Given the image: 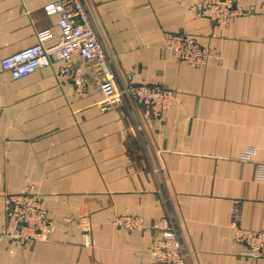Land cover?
Masks as SVG:
<instances>
[{"label": "crops", "instance_id": "0c3cea01", "mask_svg": "<svg viewBox=\"0 0 264 264\" xmlns=\"http://www.w3.org/2000/svg\"><path fill=\"white\" fill-rule=\"evenodd\" d=\"M204 1L84 0L118 74L173 90L160 118L142 108L132 116L102 111L100 71L78 55L70 66L86 79L82 93L59 83L61 62L19 80L0 73V234L7 196L26 186L36 188L53 224L45 241L2 238L0 264H156L155 232L114 223L126 215L146 227L172 218L188 264H264L244 255L230 227L242 200V226L264 230L263 3L232 0L249 13L215 36L213 22L198 14ZM52 2L0 0V58L38 44L41 33L51 35L44 46L58 42L60 17L45 10ZM170 33L206 45L208 63L166 56Z\"/></svg>", "mask_w": 264, "mask_h": 264}, {"label": "built area", "instance_id": "2783aa9c", "mask_svg": "<svg viewBox=\"0 0 264 264\" xmlns=\"http://www.w3.org/2000/svg\"><path fill=\"white\" fill-rule=\"evenodd\" d=\"M262 3L264 9V0ZM45 10L50 15L58 14L60 17L61 35L58 42L46 47L44 41L51 36L50 33L39 34L38 44L0 58V73L9 72L14 80H19L38 69L61 62L63 65L56 72L59 83L73 82L82 93L86 89V79L81 70L70 66L74 56L78 55L87 66H97L100 71L97 92L103 96L99 102L102 111L119 109L132 116L136 108H142L146 116L160 118L171 108L174 92L164 84L142 82L136 72L125 77L118 74L113 56L101 43L92 25L84 0H54L45 6ZM248 11L232 0H205L198 14L213 22V34L217 36ZM163 51L166 56L191 67L205 66L211 57L206 45L183 33L168 34ZM254 151L252 149L250 154ZM260 165L264 168V162ZM260 175L263 176L262 172ZM242 211V200H235L230 221L234 240L246 246L245 256L255 260L264 259V230L244 228ZM114 223L127 230L152 229L155 234L149 254L156 264H188L189 254L180 228L172 218L155 219L149 227L143 224L140 217L130 215L116 217ZM52 226L36 188L26 186L6 198V222L0 241L2 238L14 243L45 241L49 238ZM85 238L90 244V235L87 234Z\"/></svg>", "mask_w": 264, "mask_h": 264}, {"label": "rangeland", "instance_id": "374dc122", "mask_svg": "<svg viewBox=\"0 0 264 264\" xmlns=\"http://www.w3.org/2000/svg\"><path fill=\"white\" fill-rule=\"evenodd\" d=\"M41 203L43 204V201H42V199H41ZM47 212V211H46ZM85 244H87V242L85 241Z\"/></svg>", "mask_w": 264, "mask_h": 264}]
</instances>
